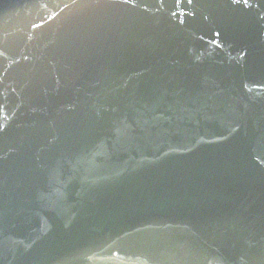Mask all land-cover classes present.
<instances>
[{
    "label": "water",
    "instance_id": "1",
    "mask_svg": "<svg viewBox=\"0 0 264 264\" xmlns=\"http://www.w3.org/2000/svg\"><path fill=\"white\" fill-rule=\"evenodd\" d=\"M0 264H264V0H0Z\"/></svg>",
    "mask_w": 264,
    "mask_h": 264
}]
</instances>
